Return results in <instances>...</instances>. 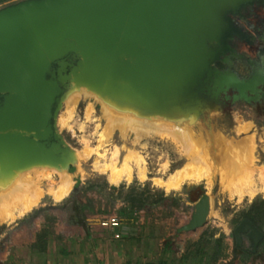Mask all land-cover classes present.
<instances>
[{"label": "rangeland", "instance_id": "1", "mask_svg": "<svg viewBox=\"0 0 264 264\" xmlns=\"http://www.w3.org/2000/svg\"><path fill=\"white\" fill-rule=\"evenodd\" d=\"M25 1L0 0V10ZM196 7L188 24L198 44L196 53V48L186 52V47V54H194L171 53L186 19L180 31L170 29V37L155 38L151 48L143 41L129 43L131 51L119 50V55L131 52L138 60L137 67L118 60L121 68L132 67L137 81L123 77L120 87L102 82L95 95L90 87H76L75 74L86 60L79 51L69 48L50 60L44 80L52 86L53 97L40 131L44 139L32 130L0 129V138L17 143L15 148L11 144L17 154H9L12 161L0 175L3 169L8 175L22 170L32 184L30 191L41 194L24 216L0 220V264H264V237L252 252L251 239L242 235L234 256L233 236L254 201L262 211L255 227L264 233L263 196L231 197L222 186L221 168L213 171L210 189L201 182L165 193L158 183L192 163V157L161 128L134 132L107 126L103 104L119 89L137 91L152 108L149 119L162 127L184 125L196 148L207 153L208 164L219 165L223 146L248 142L255 162L251 167L264 166V0H200ZM4 96L0 94V103ZM104 132L109 137L102 145ZM110 160L118 169L125 164L129 179L109 184L99 167ZM63 183L70 184L67 197L53 202L50 192ZM203 194L210 201L205 224L178 232ZM129 197L137 199L135 205L127 204ZM74 199L76 205L90 201L97 211L85 216V227L78 223ZM109 216L120 221L118 231L100 227L99 221ZM114 233L120 237L115 239Z\"/></svg>", "mask_w": 264, "mask_h": 264}, {"label": "bare ground", "instance_id": "2", "mask_svg": "<svg viewBox=\"0 0 264 264\" xmlns=\"http://www.w3.org/2000/svg\"><path fill=\"white\" fill-rule=\"evenodd\" d=\"M155 2L156 0H135L134 2L125 3L122 8V16H124L122 24L118 25L117 22H112L105 33H94L88 37L85 36L79 28L70 33L73 40L78 43L79 52L84 53L83 57L86 58L80 72L75 74L74 81L76 87H90V90L96 95L97 93L99 94L98 87L101 86L102 82H107L105 87H120L122 81L124 80L123 79L121 81L123 77H130L129 79L134 80L136 75H134V73L131 74L132 67L131 69H127V67L124 66L121 68V65L118 64V60L122 58V64H135L138 60H134L131 56V52H125L122 56L119 55V50L128 47L131 51L133 48L129 43H143V40L138 41V38L147 37L155 39L160 36L162 37L170 32V29L172 28L174 30L176 29V32H178V30L180 31L182 21L186 19L185 23H183L184 26L189 18L188 11L190 12L191 10L190 6H193L194 4V0H166L165 3L156 5L161 11L153 12L150 8L155 5ZM166 10L168 11L167 13L164 12ZM186 12L187 15H185ZM165 25L166 27H164ZM170 34L168 33L167 36L170 37ZM189 38L192 39L191 37ZM162 39L165 40L166 38L163 37ZM54 41L55 40L53 39L48 42L49 48L55 47ZM105 41L109 42L101 44ZM90 42H95L96 45L98 44L97 51H93L88 48ZM150 43L151 45L155 44V42H149L148 44L150 45ZM185 44L187 48L186 52L195 49L193 47V41L190 42L187 39ZM151 45L150 48L152 47ZM38 46L42 52L43 59L41 63H31L23 70L24 77L20 87V91L22 92L21 99L16 102L14 100L16 91L14 89H5L12 94L6 98L7 105H5L4 109H0V128L4 127V129H6L12 125H16L18 126L17 128L26 131L23 127L28 126L29 130L34 129L35 131L37 130L40 132L44 126L51 94L46 88H44L46 85L42 82L39 71L44 67L46 59L45 54L48 52L39 44ZM176 46L177 45L172 44L173 50L171 51V53L173 52V55L175 56L177 52ZM106 47L107 49H105ZM90 51L92 52L90 53ZM94 52H97V54H93ZM134 66L137 67L138 65L135 64ZM119 67L121 68L120 70L117 69ZM137 79L135 80L137 81ZM35 80L38 82V85ZM138 89L140 90V87ZM120 90L121 89L118 91L117 89L116 91L118 92L114 93V96L109 94V96L113 97L109 100V102H105L103 99L105 102L103 106L106 108V110H104L106 111L109 124L107 125L108 127L111 126L113 128L118 126L120 129L125 131L134 132H139L148 128H161L160 130H162V132L164 131L169 135V137L171 136L180 144L186 156L188 155V157H192V163L188 164L178 172H175V174L173 173L167 180L158 183L165 193L177 192L183 185H196L201 182H203L205 186L210 189L212 185V177L214 176L213 171L221 168L220 179L222 181V186L228 190L231 197H237L239 200L242 197H247L250 200L258 195L264 197V166L261 168L251 167L252 163L255 162L251 160V156L253 154L249 155L248 153V142L238 143L234 146H231L232 144H230V146L227 145V148L223 146L221 149L222 152L220 153L222 158H219V165H215L213 162L208 164L209 161L207 158L208 156L206 155L207 153L205 154L203 150L196 148L197 146H195L194 141H192L193 138L191 139L189 137L187 128L184 125L177 124L162 127L163 125L161 126L160 124L154 123L151 119H149L148 112H150V106L147 103L148 101L143 99L144 97L142 94L137 91L134 93L129 90L127 92L126 89V91L123 89L121 92ZM137 93L140 96H138ZM9 110L10 115L7 114ZM105 129L107 130L108 128L106 127ZM244 129L246 130L248 128ZM106 132H108V130ZM106 132L101 135L102 145H104V142L107 141L106 137H109L106 135ZM35 133L36 132H34V134ZM4 138H0V171H2L1 169L4 165H8L12 161L9 154H17L15 153V149L12 150L13 147L15 148L17 146V143H15L14 140L11 141L9 138V140ZM11 144L13 145L12 148ZM102 145L98 147V151L102 149ZM111 161L113 162V160H110L109 162ZM112 162L99 167V169L106 175L108 183L111 185H117L120 181L129 179L130 173L126 169V165L124 164L121 169H118L115 166L116 163ZM138 162L139 161H137V163ZM3 170L4 172L0 175V188L4 185L5 190H1L0 192V220L13 222L34 208L38 204L41 194L39 192L35 193V189L33 190L34 193L30 191L32 189H30L32 184L30 185L28 179L23 176L22 170L21 172L17 171L15 174H11L12 176L8 175L9 172L5 173V169ZM144 174L141 173L140 176L144 178ZM69 191L70 184L68 185V183L57 187V189L50 192L51 199L53 202H60L67 197Z\"/></svg>", "mask_w": 264, "mask_h": 264}, {"label": "water", "instance_id": "3", "mask_svg": "<svg viewBox=\"0 0 264 264\" xmlns=\"http://www.w3.org/2000/svg\"><path fill=\"white\" fill-rule=\"evenodd\" d=\"M134 1L135 0H28L1 9L0 94H4L5 96L0 103V109H4L5 105H7L6 98L12 94L5 89H14L16 91L14 99L16 102L21 99L22 92L20 91V87L24 77L23 70L31 63H41L43 59L38 44L48 52L45 54L46 59L44 67L39 73L42 82L45 83L48 90L52 92V86L44 80V74L50 60L58 57L69 48L80 51L78 43L73 40L70 33L77 28L81 29L84 35L88 37L94 33H105L112 22H117L118 25L122 24L124 17L122 16L123 6L125 3ZM199 1L200 0H194V4L188 14L189 18L182 27V34L174 41V44L177 45L176 57L180 55L181 51L183 57H188L190 53H193H185V42L189 37L193 39V47L196 48L194 53L197 52L198 44L194 36L190 34L188 24L191 21L192 15L198 10L196 6ZM156 2L154 3L155 5L150 8L153 12L161 11L156 5L165 3L166 0H156ZM164 12L167 13L168 11L166 10ZM164 27H166V25ZM53 39L55 40V47H52L54 51L51 47L49 48L48 43ZM137 40L154 42L156 39L143 37ZM68 43H70V46L66 48ZM88 48L97 51L98 44L96 45L95 42H90ZM105 49H107V47ZM91 52L92 51H90V53ZM80 54L83 55L84 53L80 52ZM36 84L38 85L37 81ZM51 94L49 107L52 102L53 92ZM7 114L10 115V110ZM46 121L44 122V126ZM11 127L16 130L18 126L12 125ZM23 128L26 131H30L28 126H24ZM31 130L36 132L35 135L37 137L44 139L43 133L37 130L35 131L34 129ZM72 192H76L75 187L72 189ZM209 208V197L207 194H203L194 205V211L190 219L185 225L178 229V232L194 231L202 227L206 222ZM243 234L252 240V252H255L256 246L264 237V233L246 218L242 219L233 230L235 239L234 252L237 248L241 247Z\"/></svg>", "mask_w": 264, "mask_h": 264}, {"label": "trees", "instance_id": "4", "mask_svg": "<svg viewBox=\"0 0 264 264\" xmlns=\"http://www.w3.org/2000/svg\"><path fill=\"white\" fill-rule=\"evenodd\" d=\"M254 32V31H253ZM252 32V35L256 36L255 33ZM264 41V40H263ZM74 195V194H73ZM72 195V196H73ZM137 199L135 197H129L126 202L127 204H129L130 206H133L135 205ZM74 204V208H75V212H76V216L80 217V219L78 220V223H82L85 227V224L83 223L84 222V219H85V216L86 215H94L97 213V211L94 210L92 204L90 201H87L86 203H80L79 205H76L77 203H75V199L73 200ZM261 204H264V200L260 201ZM256 205V201H254L249 209L247 210V212L245 213L244 217L249 220L254 226H256V218L257 216H259L262 211L258 208V207H255ZM258 229L260 230L261 227H258ZM160 264H165V263H160Z\"/></svg>", "mask_w": 264, "mask_h": 264}, {"label": "built area", "instance_id": "5", "mask_svg": "<svg viewBox=\"0 0 264 264\" xmlns=\"http://www.w3.org/2000/svg\"><path fill=\"white\" fill-rule=\"evenodd\" d=\"M99 225L102 229L110 231V232H115L118 231L121 228V224L120 221L113 216H109V217H104L99 221ZM113 237L115 239H118L119 233H114Z\"/></svg>", "mask_w": 264, "mask_h": 264}, {"label": "flooded vegetation", "instance_id": "6", "mask_svg": "<svg viewBox=\"0 0 264 264\" xmlns=\"http://www.w3.org/2000/svg\"><path fill=\"white\" fill-rule=\"evenodd\" d=\"M76 192H73L72 194H75ZM243 235H245V234H243ZM252 241V240H251ZM252 243V242H251ZM235 253V254H234ZM233 254H234V256H236V254H237V250L234 252Z\"/></svg>", "mask_w": 264, "mask_h": 264}]
</instances>
